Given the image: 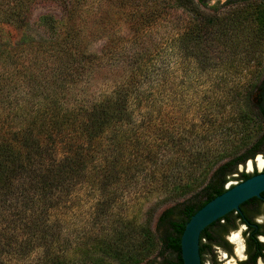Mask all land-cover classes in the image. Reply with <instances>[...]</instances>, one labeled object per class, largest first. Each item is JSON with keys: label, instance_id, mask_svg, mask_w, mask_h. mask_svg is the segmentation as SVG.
<instances>
[{"label": "trees", "instance_id": "1", "mask_svg": "<svg viewBox=\"0 0 264 264\" xmlns=\"http://www.w3.org/2000/svg\"><path fill=\"white\" fill-rule=\"evenodd\" d=\"M94 2L0 0V223H7L14 230H25L29 236L41 240L38 246L31 243L32 239L14 242L15 246L0 243V249L4 246L7 253L23 251L27 256L39 250L41 258L28 264H183L180 238L186 223L205 204L224 193L228 183H239L256 175V170L245 172V165L248 161L254 163L257 156L264 157V64L259 63L262 72L257 73L259 82L254 86L256 101L250 102L252 90L241 93L236 113L225 116L236 123L208 125L211 140L208 145L205 143L207 147L202 146L201 140H191L190 134L172 146L165 141L156 150L155 137L160 131L150 125L153 119L148 121L152 143L138 133L145 122L139 107L152 96L142 92L151 91L143 89L145 80L150 79L148 82L152 84L151 73L147 78L141 75V70L138 75L132 72L130 80L115 84L109 93L102 94L100 101L88 103L83 99L85 92L80 88L89 80L92 70L87 64H78V60L86 59L90 38L101 30L91 19ZM98 2L101 8H97V20L101 28L114 20L113 8L122 10L134 5L135 10L126 7L131 10L126 18L137 32L156 24L166 14L184 12L187 27L179 39L186 44L178 45L177 54L184 60L198 57L204 70L215 59L226 63L231 60L225 67L237 73L239 68L246 69L241 63H250L239 56L242 52H250L251 61L255 60L254 55L264 56V0L218 1L210 7V15L203 12L209 8L210 0ZM42 3L61 8L62 30L56 32L57 22L53 20L54 30L51 29L52 35L45 43H34L28 36L15 45L3 43L4 29L23 31L28 26L31 8ZM143 6L144 12L142 8L139 10ZM86 17L88 31L81 25ZM209 43L214 46L211 52L206 49ZM189 46L197 50L194 52ZM133 58V65L139 69V56ZM83 62L88 63V59ZM120 62L122 59L117 64ZM20 85L24 88L18 92ZM145 112L146 116L147 106ZM106 131L113 136L100 146L99 140ZM185 142L190 146L185 147ZM93 157L100 161L96 163ZM80 182L100 194L95 203L102 211L97 213L98 219L108 223L110 217L114 219L109 231L106 228L79 246L81 258L75 260L64 255L67 248L56 247L54 242L60 233L49 226L50 211L68 199L82 185ZM132 184L142 188L155 184L152 192L160 194L158 204L174 202L161 212L154 230L147 215L140 222L115 218L117 201L124 196L121 185L129 188ZM218 221L200 235L202 264L207 259L218 264L215 253L220 240ZM250 246L260 245L253 239Z\"/></svg>", "mask_w": 264, "mask_h": 264}, {"label": "rangeland", "instance_id": "2", "mask_svg": "<svg viewBox=\"0 0 264 264\" xmlns=\"http://www.w3.org/2000/svg\"><path fill=\"white\" fill-rule=\"evenodd\" d=\"M218 1L224 3L226 0H210L209 8L202 9L203 12L209 15L212 14L210 7ZM93 5L95 8L91 19L95 23L94 26L100 27L99 29L101 30L100 34L90 38L86 59L78 60V64H87L86 66L92 70L91 77L80 88L85 92L83 99H86L88 103L92 102V100L100 101L104 97L102 94L104 92L109 93L115 84L130 80L132 72L138 75L141 70V72L143 71L141 75L147 76V78H149L151 73L152 84L148 82L150 80L148 79L145 80L143 87V89L147 87L151 91L142 92L151 93L149 95L152 96L147 100L145 99L144 103L139 107L140 114H144L145 122L141 125L138 133L141 134V138L152 143L153 140L149 136V128L151 127L150 125H155L156 132L160 131L155 137L156 150L163 147L165 141L172 146L173 143L184 140L190 134L193 135L191 140L195 142L201 140L202 146L207 147L208 141L211 140L207 133L208 125H218L219 122L223 123L224 121L230 125L236 123L228 121L225 116L227 114L233 116L236 113L235 109L240 106L241 93L252 90L250 102L253 104L256 101L254 86L259 82L257 73L262 72L259 63L264 64V56L256 58V55H254L255 60L251 61L250 52H242L243 54L239 56L250 60V63L247 65L241 63L240 66L246 69L242 71L239 68L237 73V70H227L225 67L231 60L226 63L215 59L204 70L202 65L199 66L198 57L193 56L194 59L186 58L184 60L178 55V45L186 44L185 41H180L179 39L187 27L185 24L187 15L184 12L178 11L166 14V16L156 20V24L151 23L137 32L130 26V22L126 18L127 13L134 9V5L133 7L126 6L131 8V10L126 7L122 10L113 8L114 13L111 15L114 20L110 25L105 27L103 25V28H101V22L97 20L99 13L97 8H101V4L98 0H95ZM141 8L144 12L145 7H139L140 11ZM61 13V8L55 4L42 3L34 5L28 15V26L23 31L9 27L5 28L2 36L3 43L15 45L24 36L34 40V43H45L52 35L51 29L54 30V21L57 22L56 32L62 30L60 24L61 21L63 22ZM162 15L164 14L162 13L158 16ZM41 18L48 19L41 22ZM81 25L85 26V31H88L90 27L88 17L81 21ZM94 26L92 27L94 28ZM189 47L194 52L197 50L195 46ZM46 49L48 50L49 48ZM206 49L207 52H211L214 46L209 43L206 45ZM212 55L214 56L215 54L212 53ZM138 56L141 67L136 69V66L133 65V57L136 58ZM87 59L88 63L83 62ZM121 59L122 62L117 64ZM232 62L239 63L238 61ZM237 66L239 67V64ZM152 79H155V83L152 82ZM19 88L18 92L23 90L24 86L20 85ZM146 106L147 115L145 116ZM149 111H152V114H149ZM151 119L154 122L149 125L148 121ZM229 132L234 133L235 131ZM169 133H171L170 137ZM112 136L113 133L111 131L103 133L102 138L99 140L100 146L108 143L107 139ZM223 136L224 134L221 137ZM203 138H205V142ZM186 146L190 145L185 142ZM172 150H176V148L172 147ZM104 154L102 152V155ZM92 159L96 160L94 157ZM97 161L100 160H96V163ZM258 165V161H256L251 168L246 165L244 170L248 173L254 170L263 171L264 165L262 164L261 167ZM90 166L92 167L91 164ZM90 171H92V168ZM80 183L82 185L79 184L68 199H65L57 209L50 211L52 223L49 226L56 232L59 230V238L54 242L56 247L67 248L64 255L75 260L81 258L79 254V249L81 248L79 246L92 239V237L99 236L104 229L108 228L106 231H109V224L114 219L113 216L110 217L109 223L106 220L98 219V214L102 211L95 203L99 199L100 194L98 191L93 190L91 186H87V183ZM155 186V184H150L148 187L142 188L132 184L127 188L121 185L124 196L123 200L117 201V206L119 207L116 208L118 210H114L117 214L115 218L126 217L132 218L135 222H140L147 215V218L151 219V228L154 230L161 212L171 205L170 203L172 205L174 203L158 204L161 201V196L159 193L152 192V190H155ZM8 228L9 225L7 223H0L1 245H14V242L19 244L22 241H26V239H32L31 243L34 246L41 245V240L36 238L37 236H29L25 230H14L15 227ZM3 247L0 249V263L2 264L36 263L34 261H38L41 258L39 250L27 256L23 251L16 253L12 250L7 253ZM219 257L222 259L221 253H219ZM239 259L234 256L228 260L222 259V261L223 264H236Z\"/></svg>", "mask_w": 264, "mask_h": 264}, {"label": "flooded vegetation", "instance_id": "3", "mask_svg": "<svg viewBox=\"0 0 264 264\" xmlns=\"http://www.w3.org/2000/svg\"><path fill=\"white\" fill-rule=\"evenodd\" d=\"M256 161L257 158L254 163ZM239 171H241L240 168ZM217 228L220 230V240L215 247L218 264H223L222 259L228 260L234 256L240 258L236 264H264V194H261L260 198H253L240 205L239 211L230 212L222 217L218 221ZM253 239L259 243L258 248L250 246ZM256 252H259L257 256H255ZM219 253L222 254V259ZM208 262L212 264L210 259H207L204 264Z\"/></svg>", "mask_w": 264, "mask_h": 264}, {"label": "water", "instance_id": "4", "mask_svg": "<svg viewBox=\"0 0 264 264\" xmlns=\"http://www.w3.org/2000/svg\"><path fill=\"white\" fill-rule=\"evenodd\" d=\"M258 157L264 162L261 156ZM247 167H252L251 161L247 163ZM263 192L264 171H259L258 174L245 181L227 184L224 193L199 209L186 223L180 238L183 264H202L199 252V241L202 231L228 213L239 211L240 205L245 202L253 198H260Z\"/></svg>", "mask_w": 264, "mask_h": 264}, {"label": "bare ground", "instance_id": "5", "mask_svg": "<svg viewBox=\"0 0 264 264\" xmlns=\"http://www.w3.org/2000/svg\"><path fill=\"white\" fill-rule=\"evenodd\" d=\"M257 159H258L257 161H258V164H259L258 166H259V167H261V166H262V164H263V161H262V160H260V159H259V157H258Z\"/></svg>", "mask_w": 264, "mask_h": 264}]
</instances>
